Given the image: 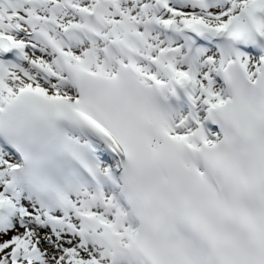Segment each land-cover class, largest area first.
<instances>
[{
  "label": "snow or ice",
  "instance_id": "obj_1",
  "mask_svg": "<svg viewBox=\"0 0 264 264\" xmlns=\"http://www.w3.org/2000/svg\"><path fill=\"white\" fill-rule=\"evenodd\" d=\"M0 264H264V0H0Z\"/></svg>",
  "mask_w": 264,
  "mask_h": 264
}]
</instances>
